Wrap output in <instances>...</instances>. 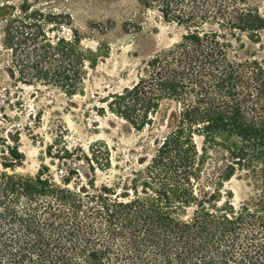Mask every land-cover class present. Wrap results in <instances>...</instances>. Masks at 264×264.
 Instances as JSON below:
<instances>
[{
  "label": "trees",
  "instance_id": "1",
  "mask_svg": "<svg viewBox=\"0 0 264 264\" xmlns=\"http://www.w3.org/2000/svg\"><path fill=\"white\" fill-rule=\"evenodd\" d=\"M137 1L185 33L97 112L142 131L172 102L168 133L146 166L130 172L126 190L94 181L89 190H72L78 171L57 183L44 165L33 177L17 174L24 157L4 141L0 264H264L263 71L229 53L243 48V38L260 43L264 14L249 0ZM0 46L15 83L52 87L68 98L81 92L94 57L68 14L29 0H0ZM65 131L46 146L49 158L84 160L92 173L109 168L105 147L71 149ZM210 161L214 173L204 175ZM239 172L252 176L258 194L237 209L229 200L219 205L224 183Z\"/></svg>",
  "mask_w": 264,
  "mask_h": 264
},
{
  "label": "rangeland",
  "instance_id": "2",
  "mask_svg": "<svg viewBox=\"0 0 264 264\" xmlns=\"http://www.w3.org/2000/svg\"><path fill=\"white\" fill-rule=\"evenodd\" d=\"M18 4L21 0H7ZM39 2L70 16L72 27L82 37V45L94 57L85 66V78L81 92L72 98L52 87H30L15 83L8 75L9 55L0 46V149L2 143L16 144L24 160L15 173L33 177L41 165L48 168L55 182L68 171H78L79 180H73L68 188L78 186L89 190L95 187L129 189L131 171H141L158 144L168 133L167 118L175 105L165 102L152 125L137 131L115 116H101L100 102L109 94L120 92L132 85L137 75L145 70L144 63L156 53L178 43L185 33L182 27L165 21L155 9H148L137 0H29ZM264 14V0H249ZM61 35L68 36L67 29ZM243 48L234 46L230 56L237 60L256 62L263 71L264 80V31L260 43L253 44L243 38ZM96 107V108H94ZM64 132L69 148H81L88 154V145L96 144L102 152H109L107 170H88L84 161L49 158L46 146L56 133ZM198 148L202 138L195 137ZM213 157V155H211ZM205 173H214L212 161ZM259 186L247 172H239L225 182L220 192L221 205L225 200L237 209L258 194ZM120 191V190H119ZM228 196H231L229 199ZM192 208L183 214L187 220Z\"/></svg>",
  "mask_w": 264,
  "mask_h": 264
}]
</instances>
